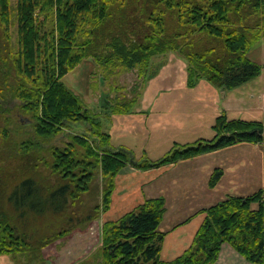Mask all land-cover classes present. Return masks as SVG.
<instances>
[{"label":"trees","instance_id":"trees-1","mask_svg":"<svg viewBox=\"0 0 264 264\" xmlns=\"http://www.w3.org/2000/svg\"><path fill=\"white\" fill-rule=\"evenodd\" d=\"M264 36V0H0V255L36 256L50 241L106 211L114 177L125 165L148 169L238 142L264 140V123L218 113L209 138L176 144L160 157L135 158L113 147L96 114L60 78L90 57L104 78L174 52L185 60L186 85L201 78L231 89L256 77L261 65L248 50ZM135 96L116 99L112 114L130 111ZM25 115L30 135H10L11 107ZM71 123L84 133L67 132ZM131 159V160H130ZM99 175L96 202L84 194ZM221 170L214 168L208 184ZM254 204V206H252ZM162 197H148L99 230L98 264H214L227 243L246 261L264 264L262 190L226 195L203 208L190 244L169 260L159 257Z\"/></svg>","mask_w":264,"mask_h":264},{"label":"crops","instance_id":"crops-1","mask_svg":"<svg viewBox=\"0 0 264 264\" xmlns=\"http://www.w3.org/2000/svg\"><path fill=\"white\" fill-rule=\"evenodd\" d=\"M261 73L262 68L256 77L231 89L212 86L201 78L188 86L185 81V64L182 63V71L174 79L170 78V83L161 89L162 91L159 92L158 89L153 100L155 97H161L162 93L191 89L200 84V95L190 93L181 97V94H177L171 100H163L162 108L168 107L169 103L173 106L177 100L182 99V105L188 107L184 110L180 106L179 112H176L172 125L174 130L182 133L186 131L193 139L204 138L205 132H212L210 125L217 113L221 111L226 113L227 110L224 106L219 110L221 105L219 102L215 111H210L214 98L218 102V99H225L230 93L237 118L264 123V78H261ZM243 101L246 102L244 106H239ZM172 106L170 105V109ZM176 107L178 106H174V109ZM206 115L207 119L204 118ZM158 124L156 123V126ZM234 146H238L239 150L233 156V160H207L208 155L215 150H228ZM215 150L144 170L125 165L114 177L109 207L103 212L106 220L115 219L145 198L162 197L164 209L157 228L163 231L164 235L160 243L159 257L162 260H169L190 244L193 233L204 217L203 208L226 195H246L258 188L262 190L264 206V160H253L255 151L257 153L261 151L264 157V140L242 141ZM214 168H219L221 174L213 185H209L208 178ZM9 257L1 254L0 264H12ZM214 264L256 263L246 261L223 242L220 244Z\"/></svg>","mask_w":264,"mask_h":264},{"label":"rangeland","instance_id":"rangeland-1","mask_svg":"<svg viewBox=\"0 0 264 264\" xmlns=\"http://www.w3.org/2000/svg\"><path fill=\"white\" fill-rule=\"evenodd\" d=\"M10 1L13 2V0ZM246 55L261 65V78L263 79L264 36L254 43ZM182 63L185 64V60L179 55L174 52H166L150 59V65L143 76H138L136 69H131L104 78L92 58L87 57L67 71L60 80L82 100L86 108L96 114V119L100 122L102 130L110 135V144L113 147H127L135 158L144 151L149 159H155L166 152L173 143L186 144L194 140L188 132H177L172 126L180 106L184 110L188 107L182 105V99L177 100L173 106L172 103H169L168 107L164 106L165 108L162 106L163 100H171L177 94H181V97L190 93L200 95V84L191 89L172 90L169 94L162 93L161 97H155L153 100L155 92L158 89H160L159 92L162 91L161 89L170 83V78L174 79L182 71ZM132 96L137 98L130 111L122 114L110 112L109 106L116 99L125 100ZM230 97L231 93L225 99H218V102L214 98L210 111H215L217 103L221 102L219 110L224 106L227 109L224 113L229 118H237ZM6 102L11 107V111L6 114L10 120L11 137L20 140L30 135L29 127H19V123H22L19 121V116L26 119L27 117L19 113L15 107V101L6 99ZM245 103L243 101L239 106H244ZM254 103H256V98ZM176 105L178 107L174 109ZM204 118L207 119L208 116L206 115ZM156 123H159L158 126ZM22 124L26 125L27 123ZM86 127L85 123H71L65 128L64 134L53 137L49 142L61 144L66 140L67 132L81 134L85 132ZM211 135V131L203 134L204 138H209ZM238 150V146L228 150H215L208 155L207 160H233V156ZM253 156V160H264L261 151L258 153L255 151ZM99 184L100 178L96 173L91 191L82 197L84 204L90 205L97 201ZM106 218L105 213H100L96 218L86 222L83 227H75L66 235L50 241L40 249L36 256L26 257L18 254L14 259L12 256L9 258L12 260V264H98L100 224Z\"/></svg>","mask_w":264,"mask_h":264},{"label":"water","instance_id":"water-1","mask_svg":"<svg viewBox=\"0 0 264 264\" xmlns=\"http://www.w3.org/2000/svg\"><path fill=\"white\" fill-rule=\"evenodd\" d=\"M19 121H22V122L28 123V119L23 118V117H21V116H19ZM130 160H131V159H130Z\"/></svg>","mask_w":264,"mask_h":264}]
</instances>
